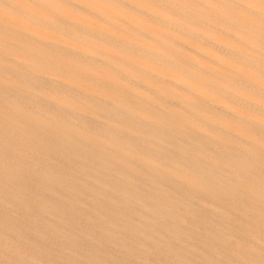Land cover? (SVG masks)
I'll use <instances>...</instances> for the list:
<instances>
[{
  "label": "bare ground",
  "instance_id": "obj_1",
  "mask_svg": "<svg viewBox=\"0 0 264 264\" xmlns=\"http://www.w3.org/2000/svg\"><path fill=\"white\" fill-rule=\"evenodd\" d=\"M0 264H264V0H0Z\"/></svg>",
  "mask_w": 264,
  "mask_h": 264
}]
</instances>
